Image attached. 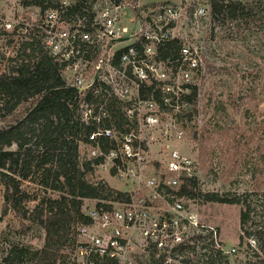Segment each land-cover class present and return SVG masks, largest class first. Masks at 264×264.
Segmentation results:
<instances>
[{"label":"built area","instance_id":"obj_1","mask_svg":"<svg viewBox=\"0 0 264 264\" xmlns=\"http://www.w3.org/2000/svg\"><path fill=\"white\" fill-rule=\"evenodd\" d=\"M193 2L0 0V35L16 51L38 45L75 92L79 153L124 184L114 201L87 209L71 263L221 264L236 251L181 193L197 181L196 162L178 148L182 122L205 76L194 31L206 7ZM186 19L193 31L183 36Z\"/></svg>","mask_w":264,"mask_h":264},{"label":"rangeland","instance_id":"obj_2","mask_svg":"<svg viewBox=\"0 0 264 264\" xmlns=\"http://www.w3.org/2000/svg\"><path fill=\"white\" fill-rule=\"evenodd\" d=\"M168 1L172 0H140V3L142 8H147ZM228 2L241 4L245 11L256 12L257 18L250 17L251 20L238 29L234 22L223 18L222 6ZM197 3L206 7L205 17L194 31L197 35L194 41L204 53L205 76L192 105V119L182 122L184 135L178 143L179 150L192 158L197 166L195 189L189 196L191 209L207 223L217 226L225 251L235 248L236 251L228 253L221 264H263L264 255L252 236L244 237L243 243L239 244L241 206L207 202L204 195L234 197L249 194V201L254 202V193L264 194V0H194L192 8ZM184 22L180 33L191 35L192 25L187 19ZM15 52L13 40L0 35V73L13 66L9 59ZM216 101L223 102L225 112H215ZM29 104L30 101L18 107L13 115H21ZM81 137L83 134L78 140ZM78 154L80 160L87 159L83 149ZM92 168L93 171L86 174L88 180L103 182L115 192L123 189L124 184L112 174ZM21 189L25 191L24 205L29 208L37 197L58 195L44 191L36 181L23 182ZM3 193L4 187L0 184V260L10 244H22L36 250L43 246L45 237L38 222L21 220L12 210L1 215ZM113 197L114 194L106 198L83 199L81 212L85 215L88 208L99 202H112ZM79 225L80 220L72 223L71 235L59 251V263L79 258L76 251L83 241L77 235ZM256 227H264L258 208L246 224L248 230Z\"/></svg>","mask_w":264,"mask_h":264},{"label":"trees","instance_id":"obj_3","mask_svg":"<svg viewBox=\"0 0 264 264\" xmlns=\"http://www.w3.org/2000/svg\"><path fill=\"white\" fill-rule=\"evenodd\" d=\"M255 13L232 2L222 6L224 20L234 22L238 29L256 17ZM9 62L13 66L0 73V184L4 187L1 215L12 210L21 220L38 222L45 237L43 246L36 250L10 244L0 264H74L65 260L59 263V251L69 239L75 220L83 225L90 222L81 212L83 199L106 198L116 192L103 182L86 178L93 171L92 161L80 160L77 141L82 130L68 106L75 92L64 85L56 63L38 45L19 48ZM28 101L30 104L23 108L22 114L14 116V111ZM214 109L225 112L221 101H216ZM191 119L188 117L187 121ZM25 181H36L44 191L58 195L37 197L29 208L24 205L25 191L21 189ZM195 184V181L185 184L181 193L191 197ZM254 195V202L249 201V194L234 197L206 194L204 201L240 205L239 244L244 237L252 236L264 255V227L246 229L255 208L264 219V194Z\"/></svg>","mask_w":264,"mask_h":264}]
</instances>
